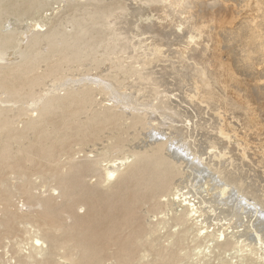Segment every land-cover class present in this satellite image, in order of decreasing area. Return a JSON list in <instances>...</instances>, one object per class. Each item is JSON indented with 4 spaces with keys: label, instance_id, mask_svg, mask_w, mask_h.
<instances>
[{
    "label": "rangeland",
    "instance_id": "1",
    "mask_svg": "<svg viewBox=\"0 0 264 264\" xmlns=\"http://www.w3.org/2000/svg\"><path fill=\"white\" fill-rule=\"evenodd\" d=\"M188 3L192 6L187 5L191 9H185L190 13L186 16L192 19L183 24L179 9L164 12L163 2L158 5L149 0H0V38L5 35L12 38L2 49L7 59L0 61V75H4L0 77H5L10 84L16 78H26V85L24 83L13 98L0 91V127L8 129L6 132L0 128V149L8 148L7 158L0 157V264H20L28 255L30 238L35 236L36 229L32 227L33 217L41 212L40 208L28 209L36 199L51 196L54 204L63 203L52 175L61 170L66 172L70 165L82 166L95 160L102 168L108 160L114 159L116 163L117 158L116 167L122 169L134 160V153L149 151L165 141L166 153H178L182 159H188L186 168L185 165H180L184 170L179 168L182 179L175 181L183 180L178 186L187 187L185 190L193 191L199 199L196 206L202 209L198 207L200 217L198 212L197 218L194 216L196 226L190 221L189 226L175 222V212L180 209H173L176 204L170 207L171 201H161L162 198L159 205L154 206L150 198L140 195L142 202L139 197L138 203H133L136 204L134 221L130 216L126 217L128 220L123 219L125 216L117 213L119 225L115 222L113 233H117L112 237L114 242L118 243V239L120 242L103 246L100 264H122L124 258L117 253L126 240L129 242H124L122 248H128L130 243L129 254L136 264H251L253 255L249 253L257 252L259 247L258 250L255 247L259 245L260 250L263 249L255 256L258 264H264V211L254 204L258 201L264 205V0H189ZM161 10L164 13L161 14ZM191 33L199 34L189 39ZM152 43H158L160 49L149 51ZM119 44L126 45L127 49L118 52ZM20 63L25 69L21 72L17 70L21 68ZM117 64L123 69L118 70ZM141 73L155 81L153 94L142 90L137 82ZM94 78L107 79L105 83L112 81L114 95L107 87L109 83L106 89ZM18 84L19 81H15L11 86ZM66 84L72 88H66ZM77 96L84 99L79 102ZM61 98L65 101L62 105L50 108L48 114L42 113L44 105L51 107L50 104ZM32 121L35 129L30 127ZM192 153L200 155L202 162L196 158L192 162ZM120 158L122 165H119ZM109 180L97 185V175H86L83 185L92 186L95 198L99 197L96 200L92 196L94 202L101 200L103 193L114 197L117 180ZM26 188L35 200L26 197L23 192ZM7 190L11 193L9 203L4 200ZM73 200L70 208H65L54 224H50L60 242L68 239L55 228L59 223L71 226L74 219L81 217L84 221L88 218L93 227L98 218L100 221L97 215L92 218L95 211L83 199L78 197L77 200L75 196ZM28 214L33 215L32 220ZM118 218L122 219V225ZM197 225L208 232L217 228L238 230L241 232H237L238 241L242 242L234 253L219 252L209 247L211 243L204 242V235H197ZM179 231L183 232V239L175 242L181 234ZM128 232L137 236L128 237ZM136 237L141 240L139 249L135 247L138 246ZM46 246L41 245L40 254L36 251V261L68 264L62 255L73 251V242L63 246L67 250L56 249L52 258L42 256ZM161 250L164 253L161 254Z\"/></svg>",
    "mask_w": 264,
    "mask_h": 264
},
{
    "label": "bare ground",
    "instance_id": "2",
    "mask_svg": "<svg viewBox=\"0 0 264 264\" xmlns=\"http://www.w3.org/2000/svg\"><path fill=\"white\" fill-rule=\"evenodd\" d=\"M149 1H152V2H154V3H156V4H158V5H160V3L162 4V2H163V4L165 5L164 7H162L163 8V11L164 12H168V11H170L171 13H173V12H175V11H179L180 13H179V15L182 17L181 19L182 20H184L183 21V24H184V22H187L188 23V21L190 22V20L192 19V17H187L186 15H189L190 13L188 12V11H186L185 9H188V7L189 6H192V4L191 5H189V3H188V1L189 0H149ZM197 2H199V1H197ZM196 2V3H197ZM188 3V4H187ZM193 4H194V2H192ZM195 3V4H196ZM202 3V2H201ZM194 4V5H195ZM200 4V3H199ZM198 4V5H199ZM217 4V3H216ZM187 5H189V6H187ZM193 5V6H194ZM202 5H204V3L202 4ZM206 5V4H205ZM215 5V4H214ZM197 6V5H196ZM200 6V5H199ZM198 6V7H199ZM195 7V6H194ZM193 7V8H194ZM208 6L206 5L205 6V8H207ZM190 9H191V7H189ZM179 9V10H178ZM190 9H188V10H190ZM211 9V8H210ZM160 10V9H159ZM182 10V11H181ZM162 10L160 11L161 12V14H162V12H163ZM163 12V13H164ZM169 12V13H170ZM204 12V11H203ZM202 12V13H203ZM171 13L170 14H168V13H166V15L164 16V14L162 15V16H164V17H166L167 16V14L168 15H170L171 16ZM208 13V12H207ZM206 13V14H207ZM169 17V16H168ZM203 17H204V15H203ZM206 17V16H205ZM202 18V17H201ZM193 21V20H192ZM191 21V22H192ZM182 22V21H181ZM180 22V23H181ZM193 23V22H192ZM7 24V23H6ZM182 24V23H181ZM180 24V25H181ZM190 24V23H189ZM194 24V23H193ZM178 25L176 24V27H177ZM183 26V25H182ZM193 26V25H192ZM196 26V25H195ZM189 27H191V25L189 26ZM179 28V27H178ZM187 29H188V27H187ZM191 29V28H190ZM190 29H188V30H190ZM196 29V28H195ZM198 30V29H197ZM193 31H194V26H193ZM193 31H192V33H193ZM199 31V30H198ZM13 32V31H12ZM187 31H185V33H186ZM189 33H190V31H188ZM194 32H196V31H194ZM209 32V31H208ZM14 33V32H13ZM12 33V34H13ZM20 33H22V32H20ZM20 33H18L19 35H20ZM189 33H187V35L189 34ZM191 33V35H189V39H193V37H196L199 33H200V31H199V33L196 35V34H194V35H196V36H194L193 34ZM197 33V32H196ZM23 34V33H22ZM21 34V35H22ZM1 35V34H0ZM18 35V36H19ZM210 35V34H209ZM200 36V35H199ZM11 40H10V39ZM8 38V36L7 35H5V36H3V37H1L0 38V48H1V50H0V61H4V59L6 58L7 59V57H5V52L3 53L2 52V49L5 47H7V45L8 44H10L11 42H12V38L11 37H9ZM198 38V37H197ZM18 39V38H17ZM31 40V38L29 39V41ZM29 41H27L28 43L27 44H29L30 42ZM179 43V42H178ZM182 44V43H181ZM185 46H187L185 43H183ZM189 44V43H188ZM151 45V44H150ZM178 45V44H177ZM162 46V45H161ZM178 46H182V45H178ZM184 46V47H185ZM184 47H183V49H184ZM189 47V46H188ZM188 47H187V49H188ZM4 48V49H5ZM191 48V47H190ZM189 48V49H190ZM127 49V46L126 45H121V44H119V46L117 47V51L118 52H123V51H125ZM158 49H160V45L158 44V43H156V44H154V43H152V45L149 47V51H152V52H155L156 50H158ZM182 50V49H181ZM191 50V49H190ZM19 51V52H18ZM17 52L20 54L21 53V51L18 49L17 50ZM16 52V53H17ZM180 54V53H179ZM182 54H183V51H182ZM181 60H183V59H181ZM9 62V61H8ZM183 62H184V60H183ZM185 63V62H184ZM23 63H20V64H18V67H21V68H18L17 70L18 71H22V70H25L24 69V67L23 66H21ZM116 68L118 69V70H120V69H123V67H122V65H120V64H117V66H116ZM124 71H126V69L124 70ZM1 72V71H0ZM2 73V72H1ZM22 74V73H21ZM20 74V75H21ZM2 75V74H1ZM0 75V76H1ZM4 75H2V77H3ZM5 76H7V75H5ZM8 76H9V74H8ZM6 77V78H8L9 79V77ZM22 76H24V75H22ZM2 77H0V91L2 90V91H4V92H6L7 94H9V96L11 97V98H13V96L15 95V94H17V92H18V90L21 88V87H23L24 85V83H25V85H26V78H24V77H20V78H16L15 79V81H19V84L17 85V86H11V85H13L14 83H15V81L13 82V84L11 83H7V81L6 80H4V78H2ZM90 76H87L86 78H89ZM92 77V76H91ZM94 77H98V76H94ZM21 78H23V79H25L24 81L25 82H22V80L23 79H21ZM102 78V77H101ZM101 78H97V79H93V80H97L98 82H100V86H105L106 84H108L109 83V85L107 86V87H109L111 90H109V91H111L112 92V94L114 95V90H115V84L112 82V81H109V82H107V83H105V80H107V79H105L104 80V78L103 79H101ZM7 79V80H8ZM17 79H19V80H17ZM3 80V81H2ZM6 83H5V82ZM21 81V82H20ZM78 80L76 79V81H75V83L77 82ZM137 82L139 83V85L141 86V88H142V90H144V91H147V92H150L151 94H153V92L155 91L154 89H155V86H156V83H155V81L151 78V76L150 75H143L142 73L139 75V77H138V79H137ZM72 83H74V82H72ZM8 84H10V86H7ZM67 85V84H66ZM65 86V85H64ZM69 86L70 85H67L66 86V88H69ZM71 88H72V86H70ZM106 87V86H105ZM107 87H106V89H107ZM64 88V87H63ZM108 88V89H109ZM114 89V90H113ZM110 92V93H111ZM111 94V95H112ZM82 96V95H81ZM81 96H77V98L78 97H81ZM82 97H84V96H82ZM86 97V96H85ZM113 97V96H112ZM115 97V96H114ZM76 98V97H75ZM75 98H72V101L71 102H74L73 100L75 99ZM87 98V97H86ZM82 99H84V98H81V100L78 98V101L79 102H81L82 101ZM85 100H87V99H85ZM85 100H84V102H85ZM68 101V100H67ZM66 101V102H67ZM31 102V101H30ZM65 101L63 100V98H61L58 102H56L55 104L53 103L52 105L50 104V106L51 107H48V105L46 104V106L44 105H42L43 107H42V109H43V111H42V113H45V114H48V110L50 109V108H53L54 106H60V105H62L63 103H64ZM77 102V101H76ZM32 103V102H31ZM86 103V102H85ZM39 107L41 106V105H38ZM41 109V110H42ZM50 112H51V109H50ZM41 113V114H42ZM2 116V115H1ZM106 116V115H105ZM110 117V116H109ZM112 117V116H111ZM110 117V118H111ZM137 117H139L140 118V116H137ZM91 118V117H90ZM104 118V117H103ZM139 118H137V119H139ZM0 119H1V117H0ZM113 119V118H112ZM94 120V119H93ZM92 120V121H93ZM95 121V120H94ZM97 121V120H96ZM100 121V120H99ZM107 121H108V118H107ZM111 121V120H110ZM89 122V121H88ZM90 122H91V119H90ZM99 123H102V121L101 122H99ZM89 124V123H88ZM101 125V124H100ZM92 126V125H91ZM30 127L31 128H34L35 129V127H36V124L32 121L31 123H30ZM97 127H100V126H97ZM1 128V127H0ZM63 128V127H62ZM2 130L4 129V130H6V132H7V130L8 129H5L4 127L3 128H1ZM85 130V129H84ZM2 132V131H1ZM5 132V131H4ZM84 133V132H83ZM87 133V132H86ZM168 140V139H167ZM48 144V143H47ZM44 145V144H43ZM42 144H40V146H43ZM50 146V145H49ZM152 147V146H151ZM166 147H167V142L165 141V142H161L160 144L158 143V145H156L154 148H151V150H149V151H143V152H136V153H134L133 154V157H134V160L132 161V162H130V164L127 162V161H125V160H123V161H125V162H127L126 164H129V165H127V166H123L122 167V169H118L117 167H116V164H117V162H118V158H117V162L115 163V162H113V160L111 159L110 161L108 160L107 162V165L105 164V166L104 167H102V168H100V167H98L99 166V164H100V162H98V160H95V161H91V162H89L88 164H84V165H80V166H78V165H70L67 169L68 170H66V172H63L62 170H61V172H59V173H57V174H54V175H52V178H53V180L55 181V183L57 184V187H59L60 188V193H61V195L59 196L60 198H62V201H63V203L62 204H60L61 202H59L58 204H60V205H56V204H54L53 203V199H52V197L50 196V197H47V198H45V199H39L38 198V200L36 199L35 200V198H33V196L28 192V189L26 188V189H24L23 190V192H24V194L26 195V197L29 199V200H32V199H34L36 202H35V204L34 205H31V207H29L28 209L29 210H32V209H36V208H40L41 209V212H39V214H34V213H32V214H34V222H33V224H35V225H33L32 223H30V224H32V227H34V228H36L34 231L36 232H34V234H35V236H33L32 238H30L29 236V238L31 239V241H32V243H31V241H30V243L29 244H31L30 245V247H31V249H30V247L28 248L29 250L27 251L28 252V255H26V256H24L22 259H21V261H20V264L21 263H25V264H42L43 262H42V259H41V261H40V259H39V262L38 261H36V260H38V259H36L37 257L35 256L36 255V251H39L38 253L40 254V252H43V250H42V248H41V245L42 244H46L47 246L45 247V249H46V253H45V255H43L42 254V256H45L46 257V255H47V257H51V256H53L54 254H56V252H54L56 249H59V247H60V249L62 248H66L65 250H67V247H63V246H67V242H73V251L72 252H69V253H67V251L65 252V253H63L64 254V256L62 255V258H64L65 257V260L67 261V263L68 264H100V262H101V252H102V250H103V248H105V247H103V246H108V245H110L111 246V244H109V243H111L112 242V244H115L116 242H114V240H113V237H112V234L113 235H115L114 233H117V232H114L113 233V231H116V230H114V226H115V222H117L116 221V219H117V215H119V214H117V213H121V214H123L125 217H123V219L125 218V219H129V218H126V217H131V219H132V216H134L133 215V211L135 210L136 211V209L134 208L135 206H136V204H133V203H138V201L137 200H139L138 198L140 197V195L143 197V198H145V197H148V198H150V200H151V202H153V204H154V206L156 205V206H158L159 205V202H160V200L163 198V200H161V201H171V203H169V204H171L170 205V207H172V205H174V204H176L177 205V207H176V205H175V207L173 208V209H180L178 212H177V214H176V212H175V222H177L178 224H187V226H189V221L190 222H193L194 220L196 221L197 219V217L196 216H198L197 214L199 213V216L198 217H200V211L198 212V210L201 208L202 209V207L201 206H198V207H200V208H198L196 205H197V201L199 200H197V198L193 195L194 193H192V192H189V190H185L186 188H183L184 186H182V184H181V186L182 187H180V186H178V184H180V181H183V180H179V183H177L178 182V180H177V182L175 181L177 178H179L180 177V179H182L181 177H182V172L180 171L181 169L182 170H184L185 168H186V165H187V162H188V159H182V157H181V155L179 156V155H177L178 153H174V154H176V155H171V154H169V153H166V151H165V149H166ZM3 148V147H2ZM0 149V152H1V154H0V157L1 158H7V156H8V148L7 147H4L3 149ZM40 148V147H39ZM188 148V147H187ZM186 148V149H187ZM149 149H150V146H149ZM47 150H45V152H46ZM138 151V150H137ZM189 151V150H188ZM40 152L42 153L43 152V147H42V149H40ZM170 152V151H169ZM47 153H49V152H47ZM171 153V152H170ZM102 154H103V152H102ZM42 155V154H41ZM48 155V154H47ZM104 155V154H103ZM193 155V157H192V162H195V159L194 158H196V159H199V162L201 161V159L202 158H200V155L198 156L196 153H192L191 154V156ZM43 156H45V155H43ZM100 156V155H99ZM129 156H131V155H129ZM88 157V156H87ZM96 157V156H95ZM132 157V156H131ZM99 158V157H98ZM131 159V158H130ZM104 160V159H103ZM116 160V159H115ZM121 161V158L119 159V165H120V163H121V165H122V163L123 162H120ZM131 161V160H130ZM186 161V162H185ZM198 161V160H197ZM202 162V161H201ZM191 163V162H190ZM110 164V165H109ZM189 164V163H188ZM196 164V163H195ZM204 164V163H203ZM202 164V165H203ZM102 165V164H101ZM183 166L184 167V165H185V168L183 169V168H181V166ZM193 164H191L190 166H192ZM198 165V164H197ZM118 166V165H117ZM178 166H180V167H178ZM195 166V165H194ZM199 166V165H198ZM121 167V166H120ZM119 167V168H120ZM178 169H177V168ZM125 168H127V170H125ZM179 168H180V170H179ZM191 168H193V167H191ZM196 168V167H195ZM199 168V167H198ZM194 169V168H193ZM190 170V169H189ZM193 171H195V170H193ZM186 173V172H185ZM88 174H93V175H97V177H98V182H97V185H101V184H103L104 182H106V181H108L109 179H115V180H117V185L114 187L115 189H116V192H114L113 194V196L115 197V195L116 196H118V197H116V199L115 200H113V198H112V194H110L111 196H105L104 195V193H103V196H102V194L100 195V196H102L101 197V200L99 199V201H97V202H94L95 200L94 199H96L97 198V196H96V198H95V191L93 190V189H90V188H87V187H85L84 185H86L85 183H84V185H83V180H84V178H86V175H88ZM181 175V176H180ZM198 176V175H197ZM185 177V176H184ZM191 178V177H190ZM187 179V178H186ZM194 179V178H193ZM193 179H191V180H193ZM110 181V180H109ZM190 181V180H189ZM85 182V181H84ZM111 182V181H110ZM195 184V183H194ZM2 185V184H1ZM97 188V187H96ZM197 188V187H196ZM9 189V188H8ZM95 189V188H94ZM194 189H195V187H194ZM198 189H200V188H198ZM241 189V188H240ZM221 190V189H220ZM115 191V190H114ZM196 191V190H195ZM198 191V190H197ZM201 191H202V189H201ZM7 194H6V197H5V199L4 200H6V202L7 203H9V201H10V198H11V193L7 190ZM239 192V191H238ZM241 192V191H240ZM239 192V194H242V192L240 193ZM118 195H117V194ZM190 193H192V194H190ZM199 193H200V191H199ZM216 193V192H215ZM215 193H213V194H215ZM228 193V192H227ZM237 193V192H236ZM200 194H202V193H200ZM211 194V193H210ZM238 194V193H237ZM47 195H49V194H47ZM52 195V194H51ZM97 195V194H96ZM204 194H202V196H203ZM206 195V194H205ZM76 196V198H77V200H78V197H79V199L80 200H84L87 204H89V208H91L92 207V211L94 212V214L92 213V215H93V217L92 218H94L95 219V217H96V215L97 216H99L100 217V221H99V218H98V220L95 222L96 223V225H94L93 227H90L91 226V224L89 223V221H88V218H87V221H86V219H85V221L84 220H82L81 219V217L78 219H74V223H73V225H71V226H67V225H63V224H60L59 223V225L57 226V227H55V228H58V230H60V231H62V234H64V236L68 239L67 241H61L60 242V240H57L56 239V237L57 236H54V234H53V230H51V227H53L52 225L50 226V224H52L53 222H54V220L56 219V217L58 216V214L61 212L62 213V211H63V213H64V209L65 208H70V207H68V206H70V205H72L73 204V201L74 200H76V199H74L73 200V197H75ZM92 196L94 197V199L92 198ZM242 196H245V194L243 195L242 194ZM43 197V196H42ZM217 197V196H216ZM232 197V196H231ZM246 197V196H245ZM99 198V197H98ZM97 198V199H98ZM141 198V197H140ZM202 198V197H201ZM200 198V199H201ZM212 198V197H211ZM71 199H72V204H70V202H71ZM96 199V200H97ZM146 199V198H145ZM144 199V200H145ZM220 198H218V200H219ZM232 199H233V197H232ZM59 200V199H58ZM204 200V199H203ZM230 200V199H229ZM245 200H246V198H245ZM254 200H256V199H254ZM146 201V200H145ZM201 201V200H200ZM141 202H142V198H141ZM140 202V203H141ZM207 202H210V201H208L207 200ZM222 202V201H221ZM227 202V201H226ZM200 203V202H199ZM198 203V204H199ZM201 203H202V201H201ZM204 203H206V202H204ZM211 203V202H210ZM209 203V204H210ZM217 203V202H216ZM234 203V202H233ZM218 204V203H217ZM227 204V203H226ZM235 204V203H234ZM240 204V203H239ZM254 204L255 205H257V206H260L259 208L261 209V211H264V210H262V208H264V205H262L261 203H259L258 201L256 202V201H254ZM97 205V206H96ZM135 205V206H134ZM166 205V204H165ZM255 205H253V206H255ZM167 206H169V205H167ZM210 206V205H209ZM242 206V205H241ZM72 207V206H71ZM214 207V206H213ZM216 207H218V206H216ZM221 207H222V205H221ZM8 208V207H7ZM31 208V209H30ZM63 208V209H62ZM212 208V207H211ZM220 208V207H219ZM228 208V207H227ZM243 208V207H242ZM241 208V209H242ZM256 208V207H255ZM28 209L26 210V211H28ZM95 209V210H94ZM172 209V208H171ZM170 209V210H171ZM221 209V208H220ZM231 209V208H230ZM8 210V209H7ZM69 210V209H68ZM67 210V211H68ZM140 210H141V207H140ZM166 210V209H165ZM168 210V209H167ZM205 210V209H204ZM218 210V209H217ZM223 210H225V209H223ZM246 210V209H245ZM25 211V212H26ZM66 211V210H65ZM90 211V210H89ZM134 211V212H135ZM142 211V210H141ZM169 211V210H168ZM177 211V210H176ZM202 211V210H201ZM207 211V210H206ZM205 211V212H206ZM221 211V210H220ZM226 211H228V210H226ZM240 211V210H239ZM251 211V210H250ZM260 211V210H259ZM72 212V211H71ZM198 212V213H197ZM222 212V211H221ZM242 212H243V210H242ZM252 212V211H251ZM60 213V214H61ZM73 213V212H72ZM100 213V214H99ZM166 213H167V211H166ZM197 213V214H196ZM209 213H211V212H209ZM254 213V212H253ZM253 213H251L252 215H253ZM13 214V213H12ZM31 214V213H30ZM99 214V215H98ZM132 214V215H131ZM142 214H145V213H142ZM148 214V213H147ZM146 214V215H147ZM159 214H161V213H159ZM201 214H202V212H201ZM216 214V213H215ZM232 214H233V212H232ZM240 214V213H239ZM250 214V213H249ZM135 215H137V214H135ZM169 215V214H168ZM196 215V216H195ZM203 215H205V213H203ZM209 215V214H208ZM228 215V214H227ZM28 216H30L29 214H28ZM31 216H33V215H31ZM30 216V219L32 218ZM75 216V215H74ZM121 216V215H120ZM119 216V217H120ZM153 216H154V214H153ZM152 216V217H153ZM194 216L196 217V218H194ZM202 216V215H201ZM225 216V215H224ZM230 216V215H229ZM235 216V215H234ZM238 216V215H237ZM240 216V215H239ZM242 216V215H241ZM260 216V215H259ZM76 217V216H75ZM122 217V216H121ZM207 217V216H206ZM206 217H205V219H206ZM213 217H214V215H213ZM219 217V216H218ZM244 217H246V215H244ZM58 218V217H57ZM59 218H62L61 216H59ZM203 218V217H202ZM215 218V217H214ZM248 218H249V216H248ZM259 218V217H258ZM7 219V218H6ZM28 219V218H27ZM84 219V218H83ZM97 219V218H96ZM199 219V218H198ZM212 219V218H211ZM223 219H224V217H223ZM230 219V218H229ZM232 219V218H231ZM244 219V218H243ZM247 219V218H246ZM245 219V220H246ZM32 220V219H31ZM57 220V219H56ZM89 220H91V218L89 219ZM118 220H120L119 218H118ZM122 220V219H121ZM120 220V223L121 222H123V221H121ZM133 221H134V217H133V219H132ZM131 221V220H130ZM201 221H202V219H201ZM208 221V220H207ZM219 221V220H218ZM242 221V220H241ZM255 221V220H254ZM258 221H259V219H258ZM262 221V220H261ZM30 222V221H29ZM88 222V223H87ZM93 223H94V221H92ZM91 222V223H92ZM119 222V221H118ZM117 222V224L119 225V223ZM125 222L128 224L129 223V221L127 222L126 220H125ZM199 222V221H198ZM197 222V224H199ZM251 222V221H250ZM256 222V221H255ZM202 223V225L203 224H205L204 223V221L203 222H201ZM200 223V224H201ZM215 223V222H214ZM217 223V222H216ZM249 223V222H248ZM54 224V223H53ZM68 224V223H67ZM90 224V225H89ZM123 224H125V223H123ZM131 224V223H130ZM190 224H192V223H190ZM196 224V223H195ZM194 224V222H193V224L192 225H195ZM199 224V225H200ZM207 224V223H206ZM227 224V223H226ZM226 224H225V226L224 227H226ZM236 224H237V222H236ZM240 224V223H239ZM245 224V223H244ZM262 224H264L263 222H262ZM29 225V224H28ZM55 225H57V224H55ZM117 225V226H118ZM121 225H122V223H121ZM248 225V224H247ZM30 226V225H29ZM117 226H116V228H117ZM125 226V225H124ZM129 226V225H128ZM196 226V225H195ZM195 226H192V227H194V228H196ZM205 226V225H204ZM208 226V225H207ZM206 226V227H207ZM216 226H217V224H216ZM221 227H223L222 225H220ZM228 226V225H227ZM237 226V225H236ZM263 226V225H262ZM27 227V226H26ZM120 227V226H119ZM122 227V226H121ZM126 227H127V225H126ZM130 227V226H129ZM132 227H134V226H132ZM140 227V226H139ZM138 227V228H139ZM181 227V226H180ZM200 227H201V225H200ZM200 227H198V225H197V228H199L198 230H196V233H197V235L198 236H200L201 234L202 235H204V237H203V240H205L204 242L205 243H207V244H210V248H212V249H217V251H224V252H226V251H234L235 249H237V248H239V247H237V245H238V243H241L240 241H238V239H239V237L238 236H240L239 234H237V232H240V231H228V229L226 228H221V227H219V229L220 230H217L216 229V231H214L213 229L210 231V232H208L207 230H205V228H203V226H202V228H200ZM210 227V226H209ZM214 227V226H213ZM229 227H230V224H229ZM233 227V226H232ZM245 227V226H244ZM246 227H248V226H246ZM245 227V228H246ZM255 227H257V226H255ZM259 227H261V226H259ZM128 228V227H127ZM131 228V227H130ZM130 228H128V229H130ZM140 228H143V226L142 227H140ZM145 228V227H144ZM143 228V229H144ZM183 228V227H182ZM208 228V227H207ZM236 228V227H235ZM242 228H243V225H242ZM263 228V227H262ZM126 229V228H125ZM128 229H126V230H128ZM179 229V228H178ZM181 229V228H180ZM204 229V230H203ZM232 229V228H231ZM255 229V228H254ZM50 230H51V232H50ZM56 230V229H55ZM57 230V231H58ZM117 230H119L118 228H117ZM122 230V229H121ZM136 230H137V228H136ZM139 230V229H138ZM142 230V229H141ZM141 230H139V232L141 231ZM183 230V229H182ZM184 230H185V226H184ZM183 230V231H184ZM253 230V229H252ZM29 231H31V229L29 230ZM134 232H135V230H133ZM145 231H146V229H145ZM131 232V231H130ZM142 233H144L143 231H141ZM179 232H181V234H178V236L176 237V241L175 242H180L182 239H183V232L182 231H179ZM242 232H243V229H242ZM57 233V232H56ZM136 233V232H135ZM130 234L129 232H128V237L130 236V235H133V236H135L136 234ZM150 233V232H149ZM230 233L232 234L233 233V235H231L230 236ZM241 233V232H240ZM247 233H249V232H247ZM251 233V232H250ZM258 233H260V232H258ZM33 234V233H32ZM148 234V233H147ZM151 234V233H150ZM60 235V234H59ZM144 235V234H143ZM252 235H254V234H252ZM137 236V235H136ZM197 236V237H198ZM242 236V235H241ZM247 236V235H246ZM262 236V235H261ZM132 237V236H131ZM130 237V238H131ZM138 237H139V235H138ZM141 237V236H140ZM143 237V236H142ZM146 237V236H145ZM150 237V236H149ZM121 238V237H120ZM135 238V237H134ZM137 238V237H136ZM241 238V237H240ZM253 238V237H252ZM251 238V239H252ZM258 238V237H257ZM118 239V238H117ZM127 239V237L125 238V240ZM142 239V238H141ZM145 239V238H144ZM246 239V238H245ZM256 239V238H255ZM261 239V238H260ZM63 240H64V238H63ZM119 241H118V243H116V244H119V242H120V239H118ZM132 240H133V238H132ZM145 240H147V239H145ZM144 240V241H145ZM243 240V239H242ZM248 240V239H247ZM257 240H259V239H257ZM136 243L138 244V246H135L136 248L138 247V249H139V244H140V242H141V240L139 239V238H137L136 240ZM124 242L125 241H123V244H124ZM126 242H129V240H126ZM125 242V243H126ZM132 242V241H131ZM145 242H147V241H145ZM246 242V241H245ZM258 242V241H257ZM260 242V241H259ZM258 242V243H259ZM263 242V241H262ZM249 243V242H248ZM252 243V242H251ZM261 243V242H260ZM25 244V243H24ZM26 244H27V242H26ZM25 244V245H26ZM66 244V245H65ZM123 244H122V246H123ZM127 244V243H126ZM146 244V243H145ZM151 244V243H150ZM157 244H158V242H157ZM175 244V243H174ZM243 244V243H242ZM261 244H263V243H261ZM28 245V244H27ZM173 245V244H172ZM211 245H212V247H211ZM243 245H245V244H243ZM246 245H248V244H246ZM258 245V244H257ZM264 245V244H263ZM120 246V245H119ZM122 246L120 247V251L117 253V255L120 253L122 256H123V258L124 259H122V262H121V260H120V262L122 263V264H131V262H133L132 261V258L130 257V251L128 250V249H130V243H129V247L128 248H125V249H123L122 248ZM143 246V245H142ZM152 246H154V245H152ZM239 246L241 247V245L239 244ZM255 246H256V243H255ZM262 246V245H261ZM117 247V246H116ZM168 247V246H167ZM173 247V246H172ZM206 247L208 248V245H206ZM237 247V248H236ZM259 247V250H260V245L259 246H257V247H255V249H257ZM134 248V247H133ZM133 248H132V250H133ZM142 248V247H141ZM145 248V247H144ZM169 248V247H168ZM175 247H173V249H174ZM209 248V249H210ZM246 248V247H245ZM114 249V248H113ZM146 249V248H145ZM156 249V248H155ZM158 249V248H157ZM162 249V248H161ZM249 249H250V247H249ZM253 249H254V246H253ZM252 249V250H253ZM254 249V250H255ZM262 249H263V247H262ZM261 249V250H262ZM211 250V249H210ZM240 250H242V249H240ZM244 250V249H243ZM253 250V251H254ZM258 250V249H257ZM258 250V251H259ZM260 250V251H261ZM118 251V250H117ZM135 251V250H134ZM143 251H145V250H143ZM162 252H161V254L162 253H164L163 252V250H161ZM170 251H172V250H170ZM216 251V252H217ZM236 251V250H235ZM239 251V250H238ZM237 251V252H238ZM250 252H251V250H249ZM257 251V252H258ZM45 252V251H44ZM75 252V253H74ZM166 252V251H165ZM173 252V251H172ZM176 251L174 250V253H175ZM214 252V251H213ZM223 252V253H224ZM236 252V253H237ZM246 252V251H245ZM257 252L255 251V252H253L252 254L251 253H249V252H247V253H249L251 256L253 255V257H252V259L250 258V263L251 264H258V257L257 256H255L256 254H257ZM149 253V252H148ZM215 253V252H214ZM234 253V252H233ZM233 253H231V254H233ZM23 254V253H22ZM27 254V253H26ZM147 254V253H146ZM157 254V250H156V252H155V255ZM169 254V253H168ZM171 254H173V253H171ZM112 255H116V254H112ZM117 255L115 256V257H117ZM149 255H151V254H149ZM148 255V256H149ZM154 255V256H155ZM164 255V254H163ZM163 255H162V257H163ZM176 256H177V254H175ZM240 255H242L241 254V252H240ZM247 255V254H246ZM260 255H262L261 254V252H260V254H259V256ZM21 256V255H20ZM55 256V255H54ZM57 256H59V253H58V255ZM120 256V255H119ZM157 256H158V259H159V255L157 254ZM157 256L156 257H154V258H157ZM36 257V258H35ZM147 257V256H146ZM160 257H161V255H160ZM235 257H237V256H235ZM242 257H244L243 255H242ZM248 257H250V256H248ZM262 257H264V256H262ZM52 258V257H51ZM153 258V257H152ZM164 258H168L167 257V255H166V257H164ZM170 258V257H169ZM261 258V257H260ZM260 258H259V261H260ZM114 259V258H113ZM142 259H143V257H142ZM244 259H245V257H244ZM264 259V258H263ZM20 260V259H19ZM144 260V259H143ZM160 260H161V258H160ZM164 260V259H163ZM169 260V259H168ZM65 261V262H66ZM117 261V260H116ZM142 261V260H141ZM146 261V260H145ZM172 261V260H171ZM175 261H177L176 259H174V261L173 262H175ZM264 261V260H263ZM47 262V261H46ZM62 262H64V259H63V261ZM137 262V261H136ZM143 262V261H142ZM160 262V261H159ZM167 262V261H166ZM261 262V261H260ZM49 263V262H48ZM47 263V264H48ZM54 263V262H53ZM135 262H133V264H134ZM176 263V262H175ZM248 263V262H247ZM263 263V262H262ZM44 264V263H43ZM107 264V263H106ZM136 264V263H135ZM139 264V263H138ZM146 264V263H145ZM148 264V263H147ZM261 264V263H260Z\"/></svg>",
    "mask_w": 264,
    "mask_h": 264
}]
</instances>
